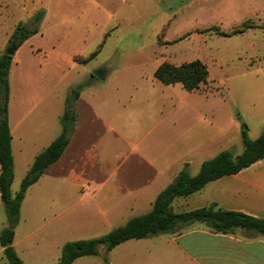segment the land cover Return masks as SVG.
I'll list each match as a JSON object with an SVG mask.
<instances>
[{
    "label": "rangeland",
    "instance_id": "374dc122",
    "mask_svg": "<svg viewBox=\"0 0 264 264\" xmlns=\"http://www.w3.org/2000/svg\"><path fill=\"white\" fill-rule=\"evenodd\" d=\"M189 2L0 0V55L10 47L9 40L20 23L30 24L43 13L39 33L13 55L9 79L16 102L24 99L22 107L31 111V122H39L41 110H49L51 105L53 130L58 133L63 128L59 114L68 93V97L74 96L72 90L79 87L80 93L87 95L93 89L105 91L92 103L104 109L108 100L118 105L108 113L118 126L117 142L112 146L116 151L111 153L116 154L114 167H121V177L129 169L149 174L147 164L137 154L153 158L158 122L165 120L167 125L177 115L192 129V152L195 145L212 136L214 150L232 149L241 154L242 127L250 139L258 138L264 128V0H192V15L176 11ZM244 26L249 29L233 35ZM195 60L205 63L210 72L208 82L198 91L187 92L181 84L164 85L154 77L165 62L180 66ZM98 70L104 80L93 75ZM84 103L77 107L79 138H83V147L91 149L99 138L104 142L106 129L103 122H89V108ZM120 113L126 114L122 123ZM105 150L103 146L101 152ZM111 155L107 152L106 157ZM194 156L192 153L189 169L192 175L199 171ZM20 187L14 186L13 195ZM44 193L43 188H33L22 205L16 250L25 264L57 262L55 257L30 261L34 258L30 250L33 253L48 238L46 222L73 203L58 199L50 205L44 201ZM6 219L0 200V232L7 226ZM47 231L58 238L68 234L57 223ZM30 232L36 237V246H29ZM99 252L92 257L107 260L104 246ZM0 264H9L1 247Z\"/></svg>",
    "mask_w": 264,
    "mask_h": 264
},
{
    "label": "crops",
    "instance_id": "0c3cea01",
    "mask_svg": "<svg viewBox=\"0 0 264 264\" xmlns=\"http://www.w3.org/2000/svg\"><path fill=\"white\" fill-rule=\"evenodd\" d=\"M177 10L179 13L183 10L188 11L192 15V0ZM9 80L8 118L12 134L15 176L13 189L16 184H21L36 157L60 136L63 128L61 132L54 133L51 105L49 110L46 107L41 110L39 122H31L30 116L28 117L31 111L28 112L26 107H22L23 98L19 104L16 102L11 77ZM89 92V95L81 92L74 102L76 121L69 133L70 142L63 155L28 189L23 201L24 203L29 197L33 188L45 189L44 201L50 205L58 199L73 201L64 208V211L55 214L53 220L46 222L45 233L48 238L33 253L30 250V255L34 257L30 261L38 262L55 257L58 262L62 248L67 242L102 237L113 229L124 226L131 218L149 213L158 195L174 181L185 165H188L189 169L192 168V153H195L193 159L198 162L200 170L203 162L221 152L214 150L212 136L195 145L196 148L192 152V129L180 122L181 117L177 115L167 125L165 120L158 122L157 153L153 158L142 154L143 152L137 154L140 160L147 164L149 174L143 176L142 173L129 169L121 177L119 174L121 167H114L117 161L116 154L111 153L116 151L112 146L117 142L115 132L118 131V126L112 122L114 118L108 113L111 109L116 110L118 105L116 101L108 100L109 106L104 109L103 105L93 104L92 101L94 102V97L105 91L93 89ZM69 95L68 93L63 99L60 121ZM79 102H85L89 108L91 118L89 122H103L106 129L104 142L102 143L99 135L97 146L91 149L83 147V138H79L81 134V120L77 111ZM124 119L126 114L120 113V123ZM122 137L126 139L125 134ZM103 146L106 148L105 153L101 152ZM107 152L113 156L107 158ZM123 157L118 162L123 163L121 160ZM110 165L111 168L108 169ZM257 165L259 167H256ZM213 205L217 209L264 218V160L239 174L211 182L193 195L178 197L173 202L176 213ZM54 223L61 225L68 234L59 235V238L54 233L49 232L52 234L50 235L47 230ZM8 226L7 221L6 227ZM18 229L19 225L15 231V249ZM35 239L30 232L27 239L30 247L36 246ZM47 240L50 241L46 242ZM1 249L3 252L2 247ZM106 258L107 263L102 257L95 259L90 256L79 258L73 264H264V235L244 229H238L234 233H217L204 223H192L175 234L126 241L108 252ZM22 260L24 261V258Z\"/></svg>",
    "mask_w": 264,
    "mask_h": 264
},
{
    "label": "trees",
    "instance_id": "16d2710c",
    "mask_svg": "<svg viewBox=\"0 0 264 264\" xmlns=\"http://www.w3.org/2000/svg\"><path fill=\"white\" fill-rule=\"evenodd\" d=\"M43 13L39 12L30 24L20 23L9 45L16 51L30 37L39 33ZM246 26L233 35L245 32ZM230 36V35H225ZM13 56L6 52L0 55V197L9 226L0 234V246L9 264H25L14 247L15 231L20 222L21 207L28 189L37 183L46 170L57 162L70 142V131L76 121L74 102L79 98L80 89L75 88L74 96L68 97L61 118L63 131L52 144L41 152L21 182L20 190L13 195L14 158L12 154V134L9 125L8 108L10 100V70ZM154 77L164 85L181 84L187 92H195L206 84L210 72L200 60L175 66L161 64ZM243 152L236 155L232 149L220 152L214 158L203 162L199 172L192 176L189 166L185 167L156 198L152 210L144 215L131 218L124 226L113 229L108 234L90 240L69 241L63 248L59 261L54 264H73L77 259L99 256V248L104 246L110 252L129 240L149 239L164 234H175L184 226L192 223H204L217 233H234L238 229L264 235V218H257L242 212L217 209L215 205L185 213H176L173 202L178 197L193 195L209 183L223 177L239 174L243 170L264 160V128L256 139H250L248 130L242 127ZM107 262L106 259H104Z\"/></svg>",
    "mask_w": 264,
    "mask_h": 264
},
{
    "label": "water",
    "instance_id": "95a60500",
    "mask_svg": "<svg viewBox=\"0 0 264 264\" xmlns=\"http://www.w3.org/2000/svg\"><path fill=\"white\" fill-rule=\"evenodd\" d=\"M6 53H7L8 55H10V56L15 55V53H16V47L10 46V47L8 48V50L6 51ZM93 75H94L95 77L99 78V79H102V80L105 79V77H104V75H103V73H102L101 70L95 71V72L93 73Z\"/></svg>",
    "mask_w": 264,
    "mask_h": 264
}]
</instances>
